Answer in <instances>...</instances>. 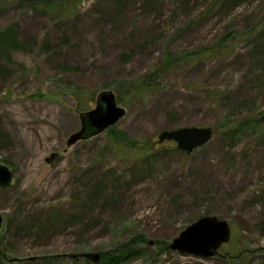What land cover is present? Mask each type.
Masks as SVG:
<instances>
[{
	"label": "rangeland",
	"instance_id": "obj_1",
	"mask_svg": "<svg viewBox=\"0 0 264 264\" xmlns=\"http://www.w3.org/2000/svg\"><path fill=\"white\" fill-rule=\"evenodd\" d=\"M9 24L24 46L0 53V164L13 174L0 188V264L87 253L103 264L136 236L121 264H264V0H0ZM145 80L146 94L117 101ZM104 91L125 110L114 127L144 154L107 130L66 147ZM186 127L212 138L189 155L157 143ZM205 216L231 230L213 257L168 249Z\"/></svg>",
	"mask_w": 264,
	"mask_h": 264
},
{
	"label": "water",
	"instance_id": "obj_2",
	"mask_svg": "<svg viewBox=\"0 0 264 264\" xmlns=\"http://www.w3.org/2000/svg\"><path fill=\"white\" fill-rule=\"evenodd\" d=\"M124 116L125 110L117 105L114 94L110 91L101 92L96 98L94 109L79 115L80 128L67 138L66 147L104 133L116 126ZM211 138V128L186 127L161 132L157 137V143L174 142L178 151L189 155L194 150L205 146ZM57 157L58 155L53 153L45 159V162L51 164ZM12 177L13 174L8 167L0 164L1 189L10 186ZM1 225L2 216L0 214ZM230 236V226L226 221L214 216H205L184 229L178 237L171 241L168 249L182 256L207 259L213 257L222 245L228 243ZM147 245L152 246L153 242H147ZM80 257L92 264H98L100 261L98 253H87Z\"/></svg>",
	"mask_w": 264,
	"mask_h": 264
},
{
	"label": "trees",
	"instance_id": "obj_3",
	"mask_svg": "<svg viewBox=\"0 0 264 264\" xmlns=\"http://www.w3.org/2000/svg\"><path fill=\"white\" fill-rule=\"evenodd\" d=\"M23 2L28 3L31 7H43L45 9H54L57 7L62 0H22ZM23 44L19 40L18 27L15 24H9L6 28L0 29V53L6 58L10 57V54L13 52L23 51ZM182 59L176 58L171 63L166 66H170L175 62H179ZM184 60V59H183ZM153 76H157V73L154 72ZM148 77H146L147 80ZM143 81L139 84H134L130 87L121 86L118 90V100L123 104H126L128 101H133L136 96L143 95L147 93V89L150 87L148 82ZM80 110H84L82 106L78 107ZM111 138L114 140L116 146L122 145L124 147L130 146L134 148L135 152L138 154H144L146 151L147 144L146 142H139L138 140L128 139L122 131L116 129V127L110 128L107 130ZM143 236H136L132 238L129 243L125 246L126 248L120 249L118 253L109 252L104 255L103 264H121L127 259L134 257L137 253L136 245L143 242ZM86 264H91L87 262Z\"/></svg>",
	"mask_w": 264,
	"mask_h": 264
}]
</instances>
